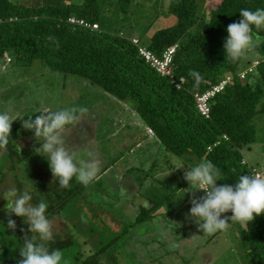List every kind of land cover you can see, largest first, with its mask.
I'll return each mask as SVG.
<instances>
[{
    "label": "rangeland",
    "instance_id": "374dc122",
    "mask_svg": "<svg viewBox=\"0 0 264 264\" xmlns=\"http://www.w3.org/2000/svg\"><path fill=\"white\" fill-rule=\"evenodd\" d=\"M131 1L128 14L122 17L117 8L104 9L102 23L107 32L122 31L127 39L136 37L141 46L147 47L154 32L175 24L170 5L177 0ZM203 5L207 13L216 2L203 0ZM254 55V51L250 53V60H257ZM251 65L254 67L255 61ZM73 106L84 107L87 112L65 128L67 146L76 151L78 159H87V154L93 153L101 161L100 172L111 167L87 187L73 179L71 187L65 189L53 178L47 160L35 153L40 144L34 132L23 128L21 119L34 120L45 109ZM131 107L80 77L49 70L40 60L27 61L12 54L2 57L0 112L8 111L13 118L21 119L13 122L12 139L0 150V192L15 187L29 192L33 204L43 200L53 205L56 196L64 197L72 191L63 211L50 218L54 238L69 235L72 239L63 252L68 264L71 253L85 257L101 247H105L102 264H248L234 239L237 229L231 220L226 231L204 234L189 218L194 197L184 190L189 185L183 177L195 163H185L165 150L145 132L146 125ZM254 124L257 140L242 153L244 162L256 165L264 176V114L257 116ZM176 184L184 186L175 189ZM203 195L196 192L195 198ZM6 203L0 197V215L9 217ZM88 203L93 204L92 211ZM151 203L161 206L154 211L155 216L128 227L137 216L138 205ZM25 226L18 217L17 232L14 230L11 237L17 238L18 229L26 236ZM126 228L128 233L121 241L111 243L114 234ZM2 233L9 238L7 231ZM5 249L0 253L5 254L0 264L10 263Z\"/></svg>",
    "mask_w": 264,
    "mask_h": 264
},
{
    "label": "trees",
    "instance_id": "16d2710c",
    "mask_svg": "<svg viewBox=\"0 0 264 264\" xmlns=\"http://www.w3.org/2000/svg\"><path fill=\"white\" fill-rule=\"evenodd\" d=\"M214 1L216 6L207 13L203 0L172 3L170 13L175 24L154 32L147 46L159 56L165 48L177 44L173 73L185 78L184 90H176L167 78L149 68L122 31H106L102 23L104 9L117 8L122 17L128 14L131 0H0V59L12 54L27 61L40 60L49 70L80 77L116 100L130 103L139 119L153 131V137L170 154L191 165L211 161L222 172L217 183L234 185L240 175H252L251 170L257 168L242 163V152L256 142L254 121L264 114V42L254 50L258 64L243 79L238 73L252 63L250 54L232 62L225 59L223 45L227 26L241 19L240 10L264 8V0ZM70 17L101 27L99 31L74 27L66 22ZM259 35L264 37V31ZM192 70L202 77L198 84L189 75ZM224 77H230V83L210 102V117L205 119L195 107L193 94L205 91ZM216 142L219 144L213 146ZM183 186L176 184L175 189ZM70 193L56 196L53 205L48 204L49 219L63 211ZM158 205H138L137 216L128 227L151 220L154 211L161 207ZM88 206L92 211L93 204ZM11 218L17 222L18 217ZM7 221L8 217L0 215V253L6 248L9 264H18L25 235L18 229L17 238L11 237L15 233L8 228ZM23 223L26 236H30L28 225L24 220ZM233 226L237 229L234 239L247 256L248 264H264V215L247 227L234 221ZM3 231H7L9 238ZM127 233L128 228L119 230L111 243L121 241ZM68 236L55 237L50 248L68 250L72 240ZM104 248L85 257L73 252L69 264H102L100 257Z\"/></svg>",
    "mask_w": 264,
    "mask_h": 264
},
{
    "label": "clouds",
    "instance_id": "9594fccd",
    "mask_svg": "<svg viewBox=\"0 0 264 264\" xmlns=\"http://www.w3.org/2000/svg\"><path fill=\"white\" fill-rule=\"evenodd\" d=\"M239 16L241 19L227 26V37L223 45L225 59L232 62L247 58L264 42V37L259 35L264 31V8L241 9ZM189 75L195 78L197 84L202 79L194 70ZM85 112L86 108L76 106L57 111L45 109L34 120L21 119L19 116L13 118L8 111L0 112V150L5 149L9 139H12V124L20 118L23 128L34 132V137L40 144V147L34 149L35 153L47 160L52 176L59 186L70 188L75 179L87 187L100 174L101 161L93 153H88L87 159H78L76 151L67 146V138L63 134L65 128L77 121L79 114ZM183 178L189 185L184 190L192 193L194 197L190 201L189 218L204 234L226 231L230 226L229 220L247 227L257 217L264 215L262 176L244 174L238 177L234 185L218 184L222 178L221 170L211 161L203 160L187 168ZM200 191L204 195L195 198V193ZM0 197L7 201L5 211L9 214L8 228H16V221L11 218L14 214L23 218L28 225V232L31 233L24 238L18 264H68L61 249L50 248L54 233L47 214L49 205L45 201L33 204L29 192H21L15 187L0 192ZM228 212L232 213L231 217L224 215ZM195 237L193 235L192 238Z\"/></svg>",
    "mask_w": 264,
    "mask_h": 264
},
{
    "label": "built area",
    "instance_id": "2783aa9c",
    "mask_svg": "<svg viewBox=\"0 0 264 264\" xmlns=\"http://www.w3.org/2000/svg\"><path fill=\"white\" fill-rule=\"evenodd\" d=\"M66 22L71 26L83 28L84 30L88 31H99L100 29L97 23H90L83 19H76L70 17L67 19ZM131 42L137 48L138 55L140 56V58L146 65L149 66V68L154 70L158 75L167 78L169 83L176 90L185 89V78L176 77L173 73V58L176 53L177 44H173L165 48L162 53L157 56L156 54L151 52L147 47L141 46L138 38L133 37L131 39ZM9 61L10 58H7L6 62L8 63ZM257 63L258 61H255L256 65ZM253 68L254 67L250 66L246 70L241 71L240 73H238V77L240 79H243L245 75H247L248 72H251ZM229 83L230 77H224L219 83L211 86L205 91L193 94L195 107L202 117H204L205 119H208L210 117V102L214 99L216 95L220 94ZM146 132L147 134L153 136V131L150 128H147ZM223 138L227 139L225 135L223 136ZM218 144L219 142H216L213 146H217ZM210 149L211 147L208 148V150ZM242 163H244V161ZM251 174L264 177L263 174L257 168H253L251 170Z\"/></svg>",
    "mask_w": 264,
    "mask_h": 264
},
{
    "label": "crops",
    "instance_id": "0c3cea01",
    "mask_svg": "<svg viewBox=\"0 0 264 264\" xmlns=\"http://www.w3.org/2000/svg\"><path fill=\"white\" fill-rule=\"evenodd\" d=\"M147 128V127H146ZM145 132H146V130H145ZM110 168V167H109ZM106 171V170H105ZM137 212H138V210H137Z\"/></svg>",
    "mask_w": 264,
    "mask_h": 264
}]
</instances>
